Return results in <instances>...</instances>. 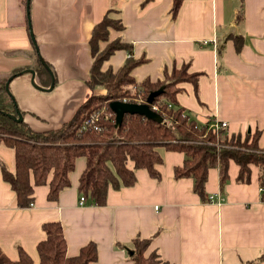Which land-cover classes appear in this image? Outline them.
<instances>
[{
	"label": "crops",
	"instance_id": "0c3cea01",
	"mask_svg": "<svg viewBox=\"0 0 264 264\" xmlns=\"http://www.w3.org/2000/svg\"><path fill=\"white\" fill-rule=\"evenodd\" d=\"M181 1L173 15V0H31L38 51L26 1L0 0V73L34 69L37 51L56 80L46 91L34 86L31 72L13 77L10 92L28 123L37 131L59 128L96 92L87 84L92 65L89 39L92 28L112 9L113 16L123 19L124 29H111L110 40L121 37L132 44L134 58L145 57L132 71L138 81L164 79L165 68L174 61L180 65L191 60L190 71L202 73L199 96L192 82L180 83L178 102L200 123L211 116L226 121L231 136L261 129L259 144L264 147V0ZM231 34L240 37L239 48L228 39ZM129 55L119 49L103 67L115 70ZM162 153L161 179L137 169L133 186L109 188L105 206L90 199L80 204L78 185L87 166L85 157L77 158L71 186L58 200L48 198V184L35 186L29 208L17 205L0 168L3 252L18 260L21 246L38 263L37 245L46 238L43 224L59 221L70 256L97 243L95 264H130L129 249L137 235L151 237V248L159 249L168 264H264V200L257 166L251 165L250 183H239V165L231 161L223 187L219 169L210 168L205 190L212 200H203L193 190V178L174 176L184 153ZM0 157L15 170V153L2 142Z\"/></svg>",
	"mask_w": 264,
	"mask_h": 264
},
{
	"label": "trees",
	"instance_id": "16d2710c",
	"mask_svg": "<svg viewBox=\"0 0 264 264\" xmlns=\"http://www.w3.org/2000/svg\"><path fill=\"white\" fill-rule=\"evenodd\" d=\"M173 1L172 13L175 15L182 1ZM111 29L123 30L124 23L109 9L92 28L89 39L92 65L87 84L96 92L79 105L72 118L59 128L37 131L25 117L22 121L13 120L9 114H17L19 107L15 97L13 99L7 92L6 83L10 76L20 74L23 68L0 73V143L15 153V170L12 171L2 157L0 168L4 181L9 183L16 196L17 205L31 207L35 186L46 184L49 185L48 198L58 200L61 191L71 186L70 175L76 168L77 158L85 157L87 166L79 177V193L93 204L105 206L109 188L133 186L137 181V169H146L150 176L161 179L158 165L163 163L162 149L184 153V163L174 168V176L176 179L193 178V190L203 200H211L205 190L210 168L219 169L220 186L223 187L229 178L231 161L239 165L236 177L239 183H250L251 165H256L264 200V147L259 144L262 130H248L244 136L234 133L228 138L226 128L218 131L209 128L213 116L200 123L177 100V94L183 90L180 83L185 82H192L199 96L198 84L202 73L190 71L191 60L183 61L180 66L174 61L170 69L165 68L164 79L153 81L146 77L138 81L132 71L146 61L145 57L134 58L132 44L121 37L110 40ZM227 37L233 38L238 48L241 46L239 36L231 34ZM119 49L130 53L125 63L115 70L104 68V61ZM34 55L37 82L49 86L53 78L41 63L37 51ZM155 91L159 93L147 102ZM22 113L26 115L25 111ZM94 115L96 119L92 122ZM43 230L46 238L37 245L38 263L19 246L18 260H12L0 247V264L98 262L96 242L82 246L78 255L70 256L63 224L47 221ZM151 243V237L137 235L129 249L130 264H168L162 259L159 249L151 248Z\"/></svg>",
	"mask_w": 264,
	"mask_h": 264
},
{
	"label": "water",
	"instance_id": "95a60500",
	"mask_svg": "<svg viewBox=\"0 0 264 264\" xmlns=\"http://www.w3.org/2000/svg\"><path fill=\"white\" fill-rule=\"evenodd\" d=\"M30 3H31V0H26L27 16H28V21H29V27H30V30H31L30 33H31V35L33 36V40H34L35 47H36V49L39 51L38 46H37V43H36V40H35V35L33 34L32 20L30 19V13H31V6H30ZM39 59H40L41 63H43V64L47 67V69L49 70V72H50V74H51V77L53 78V79H52V82H51V84H50L49 87H42V86H40V85L37 83V81H36V79H35L36 71H35L34 69H32V68H28L27 70H23L21 73H28V72H31V74H32L31 79H32V82H33L34 86H35L37 89H39V90L50 91V90H52V89L54 88V86H55V82H56V80H55V78H54V74H53L52 68H51V66H50V65H49V64L43 59V57L39 56ZM16 75H18V73L13 74L12 76H10V77L8 78V82L6 83V90H7V92H8L9 94H11V92H10V88H9L10 82L13 80V77L16 76ZM161 90H162V89H161ZM158 93H159L158 91L152 92V93L149 95V97H148V99H147V102H151V101L154 99V97H155ZM11 95H12V98L14 99L13 94H11ZM118 104H119V103H118ZM120 104H121V106H125L124 103H120ZM126 106H129V105L126 104ZM122 108H125V107H122ZM120 109H121V108H120ZM9 116H10L13 120H17V121H22V120L24 119V115H23L22 111L20 110V108L17 109V114H9ZM248 130L251 131L250 128H248Z\"/></svg>",
	"mask_w": 264,
	"mask_h": 264
},
{
	"label": "built area",
	"instance_id": "2783aa9c",
	"mask_svg": "<svg viewBox=\"0 0 264 264\" xmlns=\"http://www.w3.org/2000/svg\"><path fill=\"white\" fill-rule=\"evenodd\" d=\"M124 101H126V99ZM141 101L142 100H140V102ZM91 118H92L91 121L94 122V119H96V116L94 115ZM223 127L224 128H227V122L226 121H223L221 119L218 120L217 118H214L209 123V128L214 129L216 131H218L220 128H223ZM210 199L212 200V196H210ZM85 201H86V197L84 195H81V197H80V204L81 205L84 204ZM32 204H31V206H32Z\"/></svg>",
	"mask_w": 264,
	"mask_h": 264
},
{
	"label": "rangeland",
	"instance_id": "374dc122",
	"mask_svg": "<svg viewBox=\"0 0 264 264\" xmlns=\"http://www.w3.org/2000/svg\"><path fill=\"white\" fill-rule=\"evenodd\" d=\"M181 65V64H180ZM180 65H178V66H180ZM165 78V77H164ZM95 93H93L92 95H94ZM91 95V96H92ZM231 137V135L228 133V138H230ZM162 150H164V149H162Z\"/></svg>",
	"mask_w": 264,
	"mask_h": 264
}]
</instances>
